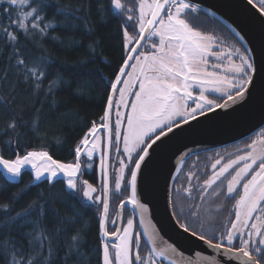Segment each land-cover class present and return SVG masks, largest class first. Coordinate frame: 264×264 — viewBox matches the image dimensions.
<instances>
[{
	"label": "snow or ice",
	"instance_id": "6c2138e0",
	"mask_svg": "<svg viewBox=\"0 0 264 264\" xmlns=\"http://www.w3.org/2000/svg\"><path fill=\"white\" fill-rule=\"evenodd\" d=\"M95 3L98 15H111L118 21L122 62L113 78L99 77L108 93L100 123L92 121L74 143L72 160L62 161L52 155L43 140L47 131L40 128L42 108L30 104L34 111L26 119L23 108L12 107L15 96L11 93L23 83L31 88L33 99L42 93L45 97L54 96L67 83L59 74L48 79L54 58L44 41L51 39L67 43L69 48L79 47L80 41L60 40L49 33L57 27L76 31L78 25L69 24L76 21L83 23L86 34H91L93 29L87 18L78 15L81 11L90 15L91 2L86 8L69 10L52 0H0V57L5 64L0 84L8 81L10 74L16 78L9 95H0V112L5 116L0 126V177L16 185L25 173L31 176L10 202L0 203V229L9 234L12 229H29L21 233L28 242L27 255L10 239L0 245L7 264H58L61 250L64 255L59 264H68L74 258L78 261L83 256L84 228L72 227L75 216L62 219L54 212L59 223L49 232L44 224L48 201L42 192L17 210L20 198L32 187L41 183L54 186L58 182L82 206L96 209L100 264H175L171 257L176 254V247L158 244L156 234L147 228L142 233L134 232L132 218L119 226L117 219L123 220V210L129 204L134 211L147 210L139 199V177L152 153L174 130L237 104L255 85L256 66L250 50L194 27L189 17L199 12V6L190 0ZM247 3L264 18V0ZM50 9H54L52 19ZM56 16L66 19L58 24ZM234 36L238 42L243 39L239 33ZM98 43L88 45L91 55H95ZM29 44L40 55H34ZM51 107H55V101ZM28 132L41 139L39 146H25ZM55 142L60 143L59 138ZM113 149L119 167L110 170ZM97 153L100 187L83 178L86 169L94 168ZM226 155L227 159L220 153L216 158L209 157L213 161L210 173L190 169L184 174L186 186L176 189L177 200L169 196L179 229L213 252H197V260L188 264H264V128L245 143L243 150ZM182 165L183 158L176 166L177 173L182 172ZM181 191L183 197L179 195ZM125 193L113 214V196ZM182 199L188 201L186 207L180 203ZM228 201L233 202L228 216L218 221L217 216ZM142 244L148 246L146 254L141 252Z\"/></svg>",
	"mask_w": 264,
	"mask_h": 264
},
{
	"label": "trees",
	"instance_id": "16d2710c",
	"mask_svg": "<svg viewBox=\"0 0 264 264\" xmlns=\"http://www.w3.org/2000/svg\"><path fill=\"white\" fill-rule=\"evenodd\" d=\"M90 2L91 14L81 11L78 15L87 18L93 29L91 34H86L83 23L76 21H69L72 26L78 25L76 31H66L62 27H57L49 33V36H57L60 40L80 41L79 47L69 48L67 43L61 44L53 42L51 39L44 41V47L54 58L52 66L48 69V79H53L54 74H59L67 83L62 85L54 96L45 97L42 93L38 98L33 99L31 88L23 83L17 84L15 92L11 93L12 96H15V103L12 107L17 110L23 108L26 119L30 118L34 111L29 107L30 104L34 103L36 107L42 108L40 128L42 132L47 131L43 140L49 145L52 155L62 161L72 160L71 149L76 140L92 121L97 122L102 116L107 88L105 82L99 78L100 75L109 79L113 78V72L122 62L121 33L116 18L111 15L104 17L98 15L95 0H52V3L69 10L75 9L77 6L86 8ZM104 2L107 3V0ZM53 11L54 9L49 10V19H52ZM64 19L66 18L61 16L55 17L58 24ZM93 41H99L96 45L95 55H91L88 50V45ZM28 48L34 55H40L38 51L32 49L30 44ZM81 61L84 63H80ZM4 67L3 58L0 57V75H2ZM15 79L10 74L8 81L0 84V95H9V89ZM44 84L47 86L48 80H45ZM53 101H55L54 108L51 107ZM4 120L5 116L0 112V126L3 125ZM55 138H59L60 143H56ZM24 143L29 148L37 147L40 145L41 139L28 132L24 137ZM30 179V174L25 173L19 184L13 185L0 177V203L10 202L13 194L27 184ZM41 192L48 201L44 224L49 232H52L59 223L54 212L62 219L75 216L76 224L72 227H83L85 230L83 256L78 261L75 258L70 260L68 264H100L98 252L100 239L96 209L82 206L81 202L68 195L63 190L62 183L58 182L54 186L41 183L38 187H32L20 198L17 210L27 205ZM27 231L29 229H12L9 234L8 230L0 229V245L5 239H10L15 241L16 246L21 247L27 255L28 242L21 234ZM60 238L63 240V234ZM63 255L64 252L61 250L60 257ZM60 257H58V264ZM0 264H7L2 251H0Z\"/></svg>",
	"mask_w": 264,
	"mask_h": 264
},
{
	"label": "water",
	"instance_id": "95a60500",
	"mask_svg": "<svg viewBox=\"0 0 264 264\" xmlns=\"http://www.w3.org/2000/svg\"><path fill=\"white\" fill-rule=\"evenodd\" d=\"M222 22L250 50L255 62V85L249 94L227 109H217L174 130L152 153L138 181V194L146 211L133 210L142 233L145 228L156 234L157 243L171 244L177 252L175 264L196 261V253L213 255L207 245L179 229L171 212L169 196L176 166L202 151L221 147L243 139L264 124V18L247 0H190ZM141 219L143 223H141ZM167 263V261H165Z\"/></svg>",
	"mask_w": 264,
	"mask_h": 264
},
{
	"label": "flooded vegetation",
	"instance_id": "af4514ba",
	"mask_svg": "<svg viewBox=\"0 0 264 264\" xmlns=\"http://www.w3.org/2000/svg\"><path fill=\"white\" fill-rule=\"evenodd\" d=\"M189 20H190L191 24L194 27H196L197 29H199L203 32H206V33H213L217 37L221 38L222 40H224L228 44L235 43L237 47H239L242 44L241 41H239V42L237 41V38L234 36V33L227 26H225L222 22L218 21V19L215 18L214 16H212V15H210V14H208L202 10H199L198 13L194 14L193 16H190ZM106 99H107V96H106ZM105 102H106V100H105ZM104 106H105V104H104ZM121 111H125V109L122 108ZM102 115H103V112H102ZM114 119H115V116L113 113V120ZM96 123L99 124L100 120H98ZM262 128H264V124L261 127H259L255 132L244 137L241 140L229 143V144L221 146V147H217V148H213L210 150L198 152V153L188 157L187 159H185L183 161V165H182V169H183L182 172L176 173V175L174 176V179L171 183L170 195H171L172 200L173 201L177 200L178 193H177L176 189L182 188V186H186V183L184 181V174L185 173H187L190 169L192 171H196V172H199L200 169H204L206 172L210 173V171H211L210 166H211V163L213 161L210 160L209 157L216 158V154L220 153L221 155H225V158L227 159L226 154H229V153L235 154L237 149L243 150L245 143L250 142L251 138L255 137L256 134ZM121 148H122V144H121ZM99 162H100V154L97 153L96 157H95L94 168L86 169V174L83 177L85 179H88L90 183H93L97 187H100L99 180H98ZM200 174L202 177L204 176V173H200ZM177 177H179V178H177ZM179 195L181 197H183L184 193L181 191L179 193ZM124 196H126V193L122 194L121 196H113V199H112V212H113V214H115V212L118 210L120 199L124 198ZM180 203L186 207L188 201L182 199L180 201ZM217 203H219V201H217ZM232 203H233L232 201H228L226 203L223 211L221 213H219L217 216L218 221L222 222L225 219V217L228 216V210L231 208ZM172 211H173V209L171 207V212ZM128 218H132L134 221L133 231L134 232H140V229L138 227V223H137V220L134 216V213L128 207H126L123 210V220L121 221L119 218L117 219V226H119V224L121 222L126 224ZM109 226L111 227V224H109ZM147 247L148 246H146L145 244L141 245L142 254H146ZM164 264H167V263L164 262Z\"/></svg>",
	"mask_w": 264,
	"mask_h": 264
},
{
	"label": "rangeland",
	"instance_id": "374dc122",
	"mask_svg": "<svg viewBox=\"0 0 264 264\" xmlns=\"http://www.w3.org/2000/svg\"><path fill=\"white\" fill-rule=\"evenodd\" d=\"M126 2H129V0H126ZM111 156H112V159L110 161V170H114V168L119 167L118 159L116 157V152L114 149L112 150Z\"/></svg>",
	"mask_w": 264,
	"mask_h": 264
}]
</instances>
